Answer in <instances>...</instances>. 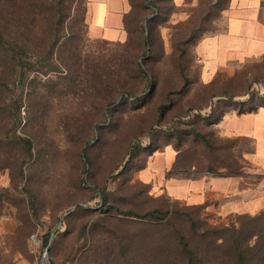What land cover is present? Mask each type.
Here are the masks:
<instances>
[{"label": "rangeland", "instance_id": "1", "mask_svg": "<svg viewBox=\"0 0 264 264\" xmlns=\"http://www.w3.org/2000/svg\"><path fill=\"white\" fill-rule=\"evenodd\" d=\"M66 1L64 27L82 55L79 69L103 82L63 79L69 69L61 72L57 63L34 67L30 79L41 75L36 85L41 95L24 103L17 133L31 141L32 156L22 157L14 142L7 145L9 159L0 155V264H181L172 248L175 231L204 256L207 245L199 236L207 224L232 227L255 215L217 212L225 195L198 196L197 180L190 182L195 197L187 199L183 189L169 196L144 185L140 171L153 148H163L174 133L192 156L211 158L212 171L256 179L257 169L241 159L250 151L247 143L222 136L205 118L210 111L205 107L217 101L216 93L237 96L236 112L263 105L264 60L223 68L217 84L206 86L201 80L216 71L206 73L196 40L187 42L192 30L185 23H163L162 41L157 38L156 53L148 58L135 39L129 44L92 39L89 0ZM163 5L171 11L170 1ZM208 14L211 32L217 15ZM117 84L124 88L104 102ZM154 210L161 219L124 214Z\"/></svg>", "mask_w": 264, "mask_h": 264}, {"label": "trees", "instance_id": "2", "mask_svg": "<svg viewBox=\"0 0 264 264\" xmlns=\"http://www.w3.org/2000/svg\"><path fill=\"white\" fill-rule=\"evenodd\" d=\"M165 1H170L171 11L166 10L163 5ZM66 2V0H0V155L6 154L7 159L10 158L7 150L9 142L19 146L22 157L32 156L33 153L31 141L17 133L22 127L21 112L24 103L31 97L39 98L41 95V90L36 87L43 81L41 75L30 79L37 64L54 68V63H57L62 68L61 72L68 68V75L63 79L72 78L80 84L94 85L95 82H103L102 79L91 76V73L79 69L82 55L78 54V50L73 49L70 44L71 37L68 36L64 27V16L68 14ZM131 4L132 10L125 18L129 37L124 43L129 44L132 39L137 40L141 47V56L150 54L148 58H151V55L156 53L157 38L162 41L161 27L163 23L169 21L170 15L176 8L172 0H131ZM208 11L214 13L212 7H207L202 21H196L197 25H191L192 22L185 23L192 30L187 42L194 38L197 45L198 35L207 29ZM185 52V49L181 48L180 53ZM138 71L145 77H149L140 66ZM183 79L187 81L184 75ZM216 80L206 86H215ZM48 82L50 85L56 83L53 80ZM123 88L117 84L116 89L113 87L109 91L104 102H110ZM236 97H229L224 93L214 94L213 98L217 101L205 107L210 108L208 115L205 116L208 122L213 121L217 124L228 111L236 106ZM222 102L223 107H219L218 105ZM262 104L249 110L243 109L240 113L252 112L263 107L264 100ZM101 109L104 111V107ZM170 136L171 139L163 145V148L169 145L175 149L183 148L181 134L172 133ZM173 138L178 139L177 143L172 140ZM202 140L207 144L208 139L205 135H202ZM163 148L154 147L150 157ZM207 159L210 165H213L211 158L207 157ZM22 163L25 164L26 159ZM158 212L154 210L145 215L133 212L124 214L141 219L159 220L161 218L157 216ZM195 228V223H192L191 229L195 230ZM175 232V238L173 236L171 239L176 244L172 248L176 249L180 257L178 261L182 260L181 264H264V212L255 214L247 221L232 227L207 224L199 236L200 244L204 247V244L207 245L205 255L202 257L197 254L183 233ZM213 244H216V250L210 249ZM213 251L216 256L213 255L211 259L208 256ZM166 254H169V248Z\"/></svg>", "mask_w": 264, "mask_h": 264}, {"label": "crops", "instance_id": "3", "mask_svg": "<svg viewBox=\"0 0 264 264\" xmlns=\"http://www.w3.org/2000/svg\"><path fill=\"white\" fill-rule=\"evenodd\" d=\"M172 3L176 8L169 18L172 24L201 22L207 7H212L217 15L214 29L198 35L196 52L200 62L206 73L216 71L210 80L202 79L203 84H212L221 77L223 68L264 60V0H172ZM131 10V0H89L90 37L112 43L126 42L129 34L125 18ZM216 126L222 136L247 143L246 149L250 151L244 152L241 159L257 169L256 179L227 174L225 170L214 172L202 154L192 156L190 147L175 149L169 145L149 158L140 171L141 182L169 196L183 189L184 197L190 199L196 196L190 182L197 180L198 196L225 195L226 200L215 205L217 212L228 215L263 212L264 106L244 113L232 108ZM242 183H245L243 188Z\"/></svg>", "mask_w": 264, "mask_h": 264}, {"label": "water", "instance_id": "4", "mask_svg": "<svg viewBox=\"0 0 264 264\" xmlns=\"http://www.w3.org/2000/svg\"><path fill=\"white\" fill-rule=\"evenodd\" d=\"M75 208H76V206L74 207V209H75ZM67 214H68V213H67ZM67 214H66V215H67ZM58 228H59V227H58Z\"/></svg>", "mask_w": 264, "mask_h": 264}]
</instances>
